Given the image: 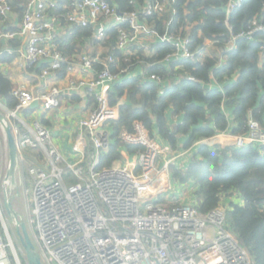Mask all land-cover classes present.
Instances as JSON below:
<instances>
[{
	"label": "built area",
	"instance_id": "2783aa9c",
	"mask_svg": "<svg viewBox=\"0 0 264 264\" xmlns=\"http://www.w3.org/2000/svg\"><path fill=\"white\" fill-rule=\"evenodd\" d=\"M161 1L163 4L147 2L140 10L121 15L109 0H73L66 24L91 27L97 41L104 38L108 29L115 28V47L126 54L130 47L148 52L157 43L169 44L173 52L162 59L163 67L172 61L200 59L206 53L200 47L192 49L188 35L167 32L159 35L139 20L140 16L165 12L169 0ZM58 2L26 0L20 27L11 32L4 29V22L12 14V6L9 0H0V43L22 38L27 64H47L42 78L49 77L67 61L56 49V21L46 14ZM242 2L229 0L226 16ZM122 25H127V29L121 28ZM263 30L264 26L253 21L248 32L231 37L227 47L231 49L239 37ZM116 62L111 56L102 60L99 55L84 54L75 65L84 74L95 65L101 69L91 81L70 82L69 91L76 92L82 87L95 90L96 103L79 123L82 132L72 145L77 156L73 163L65 161L42 125L35 123L30 132H21L10 125L19 161L37 152L43 162L29 163L26 168L31 181L26 193L31 198L33 217L29 218V224L33 226L35 248L42 264H252L247 251L226 229L224 207L203 214L194 202L176 205L177 201L167 197L172 190L170 168L175 157L150 137L141 123L134 122L130 132L124 130L119 135L123 147H135L136 151L129 154L124 149V161L98 169L101 156L112 143L104 127L119 118L118 108L110 105V88L128 73L126 68L118 69ZM73 66L69 65L68 71ZM149 80L162 89L167 87L157 75H150ZM12 93L17 105L9 117H16L35 102L45 111L54 110L59 105L61 91L55 88L36 96L20 87ZM247 129L245 135L235 136L232 147L264 146V128L250 120ZM5 159L3 141L0 142V191L5 184ZM173 202L175 206H170ZM7 248L13 264H20L15 246L11 250V243L4 244L1 236L0 264H12Z\"/></svg>",
	"mask_w": 264,
	"mask_h": 264
},
{
	"label": "trees",
	"instance_id": "16d2710c",
	"mask_svg": "<svg viewBox=\"0 0 264 264\" xmlns=\"http://www.w3.org/2000/svg\"><path fill=\"white\" fill-rule=\"evenodd\" d=\"M71 1L59 0L55 8L46 12L48 18L56 21L60 35H56L54 41L63 56L72 53L75 47L83 46L86 41L105 51L101 56H111L117 61L118 69L126 68L128 75L131 73L129 65L142 60L153 64L147 70L149 76L154 74L170 82L162 89L148 78L130 79L123 75L112 85L110 105L116 106L124 95L127 101L117 107L119 118L111 123L112 143L101 156L98 169L109 168L120 160L119 149H125L129 154L136 151L135 147H123L119 140L120 133L124 130L130 132L134 122L141 123L150 137L156 130L173 148L179 135L188 137L184 148H189L198 140L222 133L245 135L250 120L264 128V30L249 37H239L231 49L227 47L230 38L248 32L253 21L264 26V0H243L227 16L229 0H169L162 14L140 16L139 20L149 24L159 35L165 32L188 35L192 49L204 46L205 42L212 43L215 48L209 56L194 61H172L166 67L160 62L173 52L169 44L157 43L150 59H144L141 50L130 47L129 51L135 55L128 57L115 47V28L108 29L104 38L97 41L91 27L66 24ZM151 1L163 4L161 0H109L121 15L140 10ZM121 28L127 29V25ZM13 59L14 56L7 53L0 54V63H11ZM94 68L100 70L101 66L95 65ZM111 69L115 71L114 67ZM0 98L9 109L17 105L11 84L1 72ZM168 109L183 117L174 132L167 127ZM170 174L179 184L193 181L197 185L196 209L200 213L224 207L226 229L247 251L252 264H264V146L239 149L200 146L185 171L171 166ZM3 217L7 219L4 213ZM0 236L4 238L1 222ZM16 244L20 264H26L23 253L19 251L21 248Z\"/></svg>",
	"mask_w": 264,
	"mask_h": 264
},
{
	"label": "crops",
	"instance_id": "0c3cea01",
	"mask_svg": "<svg viewBox=\"0 0 264 264\" xmlns=\"http://www.w3.org/2000/svg\"><path fill=\"white\" fill-rule=\"evenodd\" d=\"M9 2L12 6V14L4 22V29L7 31L16 32L20 27L22 15L25 12L24 5L26 4V0H9ZM18 9H21V11H19ZM56 35H60V32H58V30H56ZM7 42L0 43V54L7 53L8 55L14 56V59L11 63H0V72L9 80L12 92L20 87H23L32 94L39 96L56 88L61 91V94L59 105L56 109L45 111L38 104L37 108H28L27 110L17 114L16 117H9L10 112L14 109H9L6 102L0 98V112L4 116L8 117L9 123L12 127L19 128L21 132H30L29 129H32L35 123L42 125L51 134L54 145L62 154L65 161L68 163H73L75 160H77V156L72 152V145L82 132L79 128V123L81 120L87 118L90 112L96 107V103L93 97V91L95 90H89L88 87H82L76 92H73L69 91L68 89L70 86V82H78L79 80H83L85 82L91 81L99 71L94 68L87 74L81 73L79 68L75 66L78 62V58L84 54L88 55L87 53L91 52L88 51L90 49V46L93 47L90 54L92 56L99 55L102 60L106 58H104V56H101L105 51H103L100 47L92 46L88 44V42L84 41V45L75 47V50H73L74 52L72 51V53L64 54V57L67 61L61 65L59 70L51 74L49 77L42 78L41 72L47 67V64L43 63L38 65V69L27 64L24 59V40L22 38H15L11 40L12 43L8 44ZM212 45L213 44L210 42H205L204 46L200 47L206 53L201 58L207 55L209 56L213 52H215V48ZM154 46L155 45H152L151 49L148 52H141V55L144 57V59H150L154 55ZM124 55H128L129 57L132 55L134 56L135 53L129 52L127 54L125 53ZM69 65H74L73 67H71L70 71H68ZM152 65L153 64L145 63L142 60L138 61L136 65H129V71L131 73L129 75L127 73V78L149 79V73L147 70L152 68ZM39 69H41L40 72H38ZM165 85L169 86L170 82L165 81ZM126 101L127 98L126 95H124L117 101V105L115 107L126 103ZM182 119V115H175L172 109L167 110L166 120L167 127L170 132H174L175 127L182 123ZM104 130H106L110 134V140L112 142L111 123L109 124V126L104 127ZM152 138L160 146L166 148L167 151L169 150L170 156L175 157L173 166L179 170L185 171L190 163L191 157L196 153L197 149L200 146H207L210 148L219 147L221 149L231 147L233 145L235 136H231L230 134L225 135V133L218 134L209 139L198 140L194 142L189 148H184L186 142L188 141V137L186 136L179 135L177 137L175 148L171 147L167 140L161 138L157 134L156 130H154ZM0 142H3V140H1ZM124 151V149H119L118 151L120 157L122 158L120 160L123 161L125 159ZM179 154H182L183 156L177 158L176 156ZM120 160L115 161L114 163H118ZM41 162L42 161L40 154H38L37 152H34V154H27L25 161L20 162V178L18 179H21V181L25 184L26 179H29V176H27L26 174V168L28 164H39ZM29 183L31 185V181ZM171 185L173 191L176 192L174 193L177 196L174 199L175 201H177V203H175L176 205H178L179 203H197L195 197L197 185L193 181H189L186 184H179L174 179H172L171 176ZM170 194L171 192L169 193L168 197H170ZM179 194H182L184 196H179ZM175 204L173 202L170 206H175Z\"/></svg>",
	"mask_w": 264,
	"mask_h": 264
},
{
	"label": "water",
	"instance_id": "95a60500",
	"mask_svg": "<svg viewBox=\"0 0 264 264\" xmlns=\"http://www.w3.org/2000/svg\"><path fill=\"white\" fill-rule=\"evenodd\" d=\"M118 16H120L117 13ZM38 103H33L30 105V109L37 108ZM0 129L3 133V141L5 143L6 149V172L4 173L5 184L2 188V205L0 206V222L2 229L4 231V235L6 237V241L11 243V250H15L12 245V241L10 235L6 228V223L3 217V213L6 215L8 219H10L14 223V230L18 240V244L23 251V255L26 261V264H42L41 259L36 251V248L30 238V234L26 224L20 221L16 212L13 209V205L8 198V190L15 188L17 186V182L22 184L21 179L19 180V158L17 147L15 143L14 136L11 131V126L7 121L6 116H4L0 112Z\"/></svg>",
	"mask_w": 264,
	"mask_h": 264
},
{
	"label": "rangeland",
	"instance_id": "374dc122",
	"mask_svg": "<svg viewBox=\"0 0 264 264\" xmlns=\"http://www.w3.org/2000/svg\"><path fill=\"white\" fill-rule=\"evenodd\" d=\"M92 48L93 47L90 46V49L88 51L92 52ZM91 52L87 53L88 56L91 55L90 54ZM7 121L9 123V119H7ZM10 121H11V119H10ZM1 140H3V133L0 129V141ZM29 154H34V153H29ZM6 162H7V156L5 159V163ZM6 170H7V168L5 167V172H6ZM29 182H30V180L28 178L26 179L25 184H24V182H22V184H19L17 182V186L15 188L8 190V198H9L10 202L12 203L13 209L16 212L17 216L19 217L20 221H22L26 224L28 231H29V234H30V237L32 238V240L35 244V233L33 230V226L29 224V218H33L31 216V210H32L31 198H30V195H28L29 193H26V191H29L31 188V185ZM174 193H176V192H174L173 188H172L171 194H170V200H174L175 197H177ZM166 195L168 197L169 193ZM179 196L183 197L184 195L179 194ZM1 205H2V191H0V206ZM4 220L6 223L7 231L10 235L11 240H12V243L15 246V244L18 243V240H17V237L15 235L14 223L8 218L7 219L4 218ZM2 241L4 244H6L5 235H4V238H2ZM16 245H18V244H16ZM6 251L9 254L10 250L8 248L6 249ZM9 258H10L11 263L13 264V261L11 259L10 254H9Z\"/></svg>",
	"mask_w": 264,
	"mask_h": 264
},
{
	"label": "clouds",
	"instance_id": "9594fccd",
	"mask_svg": "<svg viewBox=\"0 0 264 264\" xmlns=\"http://www.w3.org/2000/svg\"><path fill=\"white\" fill-rule=\"evenodd\" d=\"M4 232V231H3ZM12 241V240H11ZM33 244H34V242H33ZM34 246H35V244H34ZM16 248V247H15ZM22 250V249H21ZM23 252V251H22Z\"/></svg>",
	"mask_w": 264,
	"mask_h": 264
}]
</instances>
